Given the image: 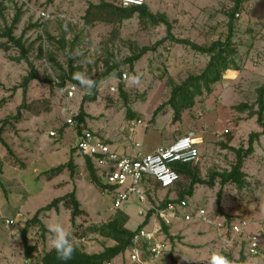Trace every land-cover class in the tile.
<instances>
[{
  "label": "rangeland",
  "instance_id": "374dc122",
  "mask_svg": "<svg viewBox=\"0 0 264 264\" xmlns=\"http://www.w3.org/2000/svg\"><path fill=\"white\" fill-rule=\"evenodd\" d=\"M88 1L8 0L0 4V119H9L2 135L13 151L0 140V180L6 187L5 190L0 184V264H28L21 236L27 220L38 208L74 188L83 212L73 223L71 208L61 201L57 208L40 215L46 226L49 229L53 225L63 226L74 242L90 252L115 244L113 239L90 230L91 226L108 220L117 209L112 195L91 180L85 156L77 150L72 153L77 127L72 129L66 124L68 115L63 111L66 98L59 84L70 66L75 68V73L84 75L83 84L91 85L89 79L93 82L100 79L97 98L84 103L87 117L82 127H89L103 137L107 131L109 136L105 139L112 149L124 146L143 153L195 131L201 156L192 165L203 179H208L213 170L229 169L235 160L231 147H246L250 132L262 129L253 109H257V88L264 83V0H243L238 10L240 15H235L233 41L239 67L234 71L236 76L223 78L212 85L211 92L196 96L194 106L185 109L179 120H174L170 106L157 114L155 110L168 100L170 80L179 83L189 74L200 73L209 57L187 44L175 42L171 35L206 45L225 39L229 12L236 0H146L152 13L166 14L171 23L170 34L164 22L156 23L138 14L117 23L86 24ZM18 9L22 15L14 35L22 36L25 45L30 46L28 58L40 77L29 83L26 105L19 119L15 115L24 99L19 85L30 66L20 57V49L1 36ZM40 9L49 11L51 17L40 22L37 17ZM144 45L156 46L132 68L121 63ZM110 67L115 68L101 79ZM125 70H128L127 80L119 81ZM75 83L79 93L70 101L73 110L80 109L85 95L93 93L83 84ZM112 85L117 87L116 91H111ZM244 103L249 107L238 106ZM128 108L135 113L133 118H129ZM135 118H141L143 123L132 126L131 120ZM71 155L77 165L74 177L68 168L59 173L48 172L68 161ZM244 171L249 184L242 188L232 182L222 186L217 178L214 186L197 184L194 195L186 196L191 208L203 207L225 219L226 231L219 235L212 225L202 221L169 224L173 238L163 233L169 242L166 263L210 264L213 255L219 253L232 264H241L242 255L247 264H264V135L246 158ZM180 175L171 188L160 187L152 178L145 179L143 186L149 202L159 205L166 197L178 196L190 182V177ZM219 191L221 211L217 202ZM147 207L137 194L131 193L120 208L129 215L126 226L136 229L144 220L139 209L148 211ZM241 215L250 221L249 226L234 243L226 244L224 237L229 234L230 218ZM154 219L161 222L155 214L151 220ZM251 233L259 235L260 256L247 252ZM53 236L47 233L43 238L38 225H29L28 237L35 247L36 258L52 247ZM114 258L120 262L123 253Z\"/></svg>",
  "mask_w": 264,
  "mask_h": 264
},
{
  "label": "trees",
  "instance_id": "16d2710c",
  "mask_svg": "<svg viewBox=\"0 0 264 264\" xmlns=\"http://www.w3.org/2000/svg\"><path fill=\"white\" fill-rule=\"evenodd\" d=\"M6 1L8 0H0V4L3 5ZM242 1L243 0H236L235 6L229 12L228 34L225 39H217L211 42L210 44L206 45L197 43L188 38H177L171 35V38L175 42L187 44L194 50L206 54L209 59L200 73L189 74L183 81L179 83L175 82L174 80H170V96L166 102L160 104L156 108L155 114H157L164 107L170 106L173 109L174 120H179L185 109L194 106L196 96L203 94V92L205 91L211 92L213 89L212 85L215 82L222 80L223 78L231 79L236 76L234 71L238 70L239 67L236 64L235 57L237 50L233 41L235 31L234 20L236 18L235 13L239 10ZM135 14H138L141 18H150L153 22L156 23L164 22L167 25L169 29L168 32L170 34L171 23L168 20L166 14L152 13L149 10L147 4H143L141 6L124 7L112 1L101 0L100 2L96 3L92 0H89L86 12L84 14V21L86 24H91L96 21L117 23L122 22L125 19H129ZM21 15L22 13L20 9H18L12 19V23L8 27H6L3 33H1V36L7 37L8 41L13 43L20 49V57L26 59L30 66L29 72L23 76L21 84L19 85L23 88L24 99L23 102L18 106V112L15 115V118L18 119L22 117L21 111L22 108L26 105V96L29 83L34 79L40 78L37 69L35 68L34 64L29 61L28 58L30 46L25 45L22 36L16 37L14 35V29L16 28V25L20 22ZM155 46L156 45H144L138 52L132 53L130 56L126 57L123 61H121V63H128L132 68L136 61H138L147 51L152 48H155ZM121 63H119V65ZM114 68L115 67H110L105 73L101 75V79L109 75ZM74 74L75 68L70 66L67 75H62V79L59 80V84L63 85L67 79L81 83L77 81L76 78H74ZM99 80L100 79H96L94 81V85L83 84L84 87H86L89 91H92L93 93L92 95H85L82 101V104L79 109L80 113L76 117L78 130H81L82 126L86 124L87 114L84 109V103L87 100L93 101L97 98V85ZM122 94L125 97L126 103H128L126 95L123 92ZM255 105L257 106V109H253V112L257 115L258 122L262 129L259 131L250 132L248 137V145L246 147H231L232 150L235 152V160L231 164V167L229 169H224L223 171L213 170L210 172L208 179H203L199 176L197 170L194 168L195 166H193L192 164H183L177 162L174 165V167L180 173L190 177V182L188 183L187 187H185L179 192L178 199L184 198L186 196H193L195 192V186L197 184H208L210 186H214L215 180L217 178H220L222 186L229 182L235 183L240 188L249 184V181L247 180V173L244 171V165L246 158L249 157L255 151V143L259 141L260 138L264 135V83L257 88V97ZM238 106L240 108L249 107V105H247L246 103L239 104ZM127 113L129 118H133L135 116V113L130 108H128ZM8 123V117L0 119V140L10 152H13L11 147L8 145L7 141L2 135ZM75 151L76 148L73 147L72 153H74ZM85 161L87 168L89 169L91 180L100 187H105L106 185L102 182L101 176L98 173V168L96 167L94 161L87 156L85 157ZM76 166L77 165L74 161V157L73 155H71L68 161H66L65 163H60L57 166L50 168L48 172L59 173L63 169L68 168L70 170V175L74 177L76 174ZM1 172L2 168L0 166V173ZM0 184L3 185L1 180ZM169 200V197L164 198L160 203V206H165ZM61 201H64V203L69 208H71V220L73 223L75 222L76 216L83 212V209H81L80 207V200L76 196L75 188L70 192L55 197L48 204L38 208L34 215L27 220L26 225L24 226L21 233L22 242L24 244V252L26 257L29 259L28 264H105L107 260H110L118 254L126 251L128 246L131 244L132 238L136 231L142 226L146 225L154 214V210L149 209L145 220L141 224H139L136 229L132 230L126 226V223L129 220V215L124 210L119 208L108 220L102 222L99 225H93L90 227V230L92 232H96L105 237L113 239L115 241V244L107 245L101 251L90 252L85 247L74 242L76 244L77 250L74 253L73 258L67 262H63L57 259V254L53 247L46 249L41 256L36 258L33 254L35 247L34 245H31L28 237L29 225H38L41 229V235L43 238L46 237L47 233L53 235L54 233H52L50 229L46 226L44 221L41 219L40 215L44 211H48L54 207L57 208L59 202ZM221 201L222 195L221 191H219L217 198L219 211H221ZM161 222L165 234L169 237H172V234L169 231V224L162 219ZM239 262L241 264H247L243 255L240 257Z\"/></svg>",
  "mask_w": 264,
  "mask_h": 264
},
{
  "label": "built area",
  "instance_id": "2783aa9c",
  "mask_svg": "<svg viewBox=\"0 0 264 264\" xmlns=\"http://www.w3.org/2000/svg\"><path fill=\"white\" fill-rule=\"evenodd\" d=\"M115 2L124 7L141 6L146 4V0H107ZM236 16L240 13L237 11ZM40 22H44L51 17V13L46 9H40L37 13ZM128 70L122 71L119 81H126ZM60 91L66 98V105L63 111L68 115L66 124L70 127H77L76 117L79 109H71L70 101L74 100L79 88L77 84L67 79L60 85ZM111 91H116L117 87L112 85ZM143 123L141 118L131 120V125L136 127ZM55 134V131H51ZM76 150L90 157L97 168L100 169L104 192H109L113 197V204L116 209L121 208L124 201L128 200L131 193L138 195L140 201L148 204V210H154V214L166 223L171 224L176 221H202L207 225H212L219 235L226 231V220L214 216L206 208L190 207L187 197L178 199L170 198L165 206L154 205L149 202L146 190L143 186L145 179L152 178L162 188H171L180 180L181 173L174 167L177 162L183 164H193L201 156V150L197 142V134L190 131L181 134L170 144L159 146L154 150L143 153L137 151L135 154H126L111 148L107 139L99 135L89 127H82L75 130ZM139 146V143H136ZM148 211L139 209V214L145 217ZM143 220V221H144ZM10 223V219L6 220ZM142 221V222H143ZM141 222V223H142ZM250 224L245 216L231 217L229 220V234L224 237L226 244H232ZM162 222L149 220L148 223L139 228L134 234L131 244L125 252L123 259L118 262L115 258L107 260L105 264H176L166 263L165 256L169 247V242L163 236ZM247 252L251 256L261 255L260 238L257 233H251L248 237Z\"/></svg>",
  "mask_w": 264,
  "mask_h": 264
},
{
  "label": "clouds",
  "instance_id": "9594fccd",
  "mask_svg": "<svg viewBox=\"0 0 264 264\" xmlns=\"http://www.w3.org/2000/svg\"><path fill=\"white\" fill-rule=\"evenodd\" d=\"M82 73H75L74 78L80 79L83 84ZM89 83L94 85V82L89 79ZM50 231L54 233V236L51 240L52 247L55 249L57 254V259L63 262H67L73 258L74 253L76 252V244L74 243V238H70L69 234L66 232L63 226L53 225L50 228ZM210 264H232L227 257L216 253L213 255Z\"/></svg>",
  "mask_w": 264,
  "mask_h": 264
},
{
  "label": "crops",
  "instance_id": "0c3cea01",
  "mask_svg": "<svg viewBox=\"0 0 264 264\" xmlns=\"http://www.w3.org/2000/svg\"><path fill=\"white\" fill-rule=\"evenodd\" d=\"M104 134H105V136L107 137V136H109V133L106 131V132H104ZM103 137V136H102ZM106 137H104V138H106ZM116 150H118V151H120V152H123V153H126V154H135L136 152H134V149H131V148H126V147H124V146H118V147H116L115 148ZM3 187H4V189L6 190V187H5V184L3 183ZM175 197H177V196H175ZM169 198H173V197H169ZM152 218V217H151ZM150 218V219H151Z\"/></svg>",
  "mask_w": 264,
  "mask_h": 264
}]
</instances>
